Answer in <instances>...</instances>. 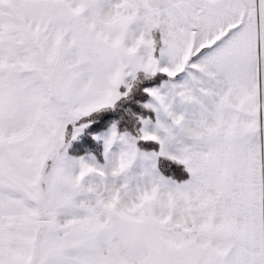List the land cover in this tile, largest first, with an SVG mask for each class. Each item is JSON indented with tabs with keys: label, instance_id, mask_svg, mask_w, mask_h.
<instances>
[{
	"label": "snow or ice",
	"instance_id": "6c2138e0",
	"mask_svg": "<svg viewBox=\"0 0 264 264\" xmlns=\"http://www.w3.org/2000/svg\"><path fill=\"white\" fill-rule=\"evenodd\" d=\"M0 264H264V0H0Z\"/></svg>",
	"mask_w": 264,
	"mask_h": 264
}]
</instances>
